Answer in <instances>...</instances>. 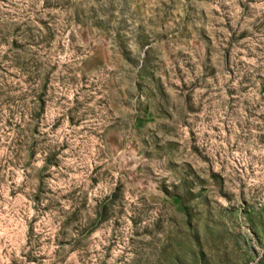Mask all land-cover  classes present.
I'll use <instances>...</instances> for the list:
<instances>
[{
	"label": "rangeland",
	"instance_id": "obj_1",
	"mask_svg": "<svg viewBox=\"0 0 264 264\" xmlns=\"http://www.w3.org/2000/svg\"><path fill=\"white\" fill-rule=\"evenodd\" d=\"M0 264H264V0H0Z\"/></svg>",
	"mask_w": 264,
	"mask_h": 264
}]
</instances>
